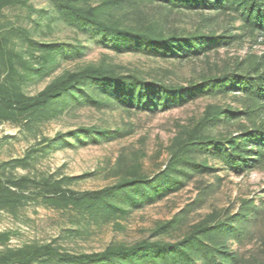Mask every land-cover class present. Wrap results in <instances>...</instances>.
Listing matches in <instances>:
<instances>
[{
    "label": "rangeland",
    "instance_id": "rangeland-1",
    "mask_svg": "<svg viewBox=\"0 0 264 264\" xmlns=\"http://www.w3.org/2000/svg\"><path fill=\"white\" fill-rule=\"evenodd\" d=\"M76 1L130 29L230 43L198 54L148 55L65 18L58 0H0V96L34 98L71 73L101 68L153 83L151 104L158 102L141 107L84 84L42 113L0 105V182L12 191H0V264H84L62 256L145 240L173 243L205 226L204 243L218 253L200 251L197 264H264V162L236 174L219 149L189 145L197 135H241L264 121V105L234 92L189 93L166 106L158 99L163 86L189 87L263 57L264 34L235 12L160 0ZM217 109L238 117L204 123ZM126 181L133 183L124 193L94 207L62 198Z\"/></svg>",
    "mask_w": 264,
    "mask_h": 264
},
{
    "label": "trees",
    "instance_id": "trees-1",
    "mask_svg": "<svg viewBox=\"0 0 264 264\" xmlns=\"http://www.w3.org/2000/svg\"><path fill=\"white\" fill-rule=\"evenodd\" d=\"M63 16L72 22L80 24L84 28L95 31L99 36L110 39L115 44L122 45L126 49L141 51L148 55L166 56L170 51L180 54L193 52L195 54L206 52L211 47L228 45L229 38L190 37L177 38L157 34L153 30H135L120 26L116 22L103 19L97 8L85 9L77 5L76 0H58ZM174 8L185 10H210L223 13L235 12L240 15L243 23L264 34V0H160ZM246 65V66H245ZM84 84H97L106 89L110 96L120 99H135L141 107H157L158 102L151 104L153 83H146L135 76H123L101 68H86L66 76L61 81L50 86L37 97H25L15 94L14 97L0 96V105L6 110H15L19 114H38L51 109L54 105L63 102L67 96ZM159 91L158 99L166 106L171 100H181L189 93L199 94L241 93L258 104L264 105V56L259 59H251L248 63L242 62L236 69L227 70L222 74L206 78L202 83L184 86H163ZM161 92V93H160ZM154 98V97H153ZM156 98V97H155ZM154 98V99H155ZM143 100H145L143 102ZM255 111L247 112L254 114ZM233 119L238 117L231 110L217 109L206 115L204 123L215 120L223 115ZM202 123V122H201ZM189 145L200 149H219V156L229 171L241 174L255 168L264 162V121L253 123L244 133L238 136H226L220 138H202L193 136ZM133 182H121L115 186L106 187L97 191L83 193H63L65 200L76 201L79 205L90 207L107 201L119 193H124ZM12 192L4 188L0 182V191ZM2 194V193H1ZM164 224L159 230L168 227ZM210 227H198L182 239L173 242H159L145 240L134 246L108 248L101 253L81 255H57L84 264L118 263L127 261L129 264H137L141 259L166 260L170 264H197L195 256L200 251L215 256L218 250L204 243V235ZM225 264V263H222Z\"/></svg>",
    "mask_w": 264,
    "mask_h": 264
}]
</instances>
